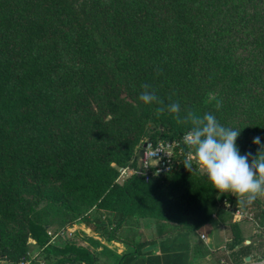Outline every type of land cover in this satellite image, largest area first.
<instances>
[{
	"label": "trees",
	"instance_id": "obj_1",
	"mask_svg": "<svg viewBox=\"0 0 264 264\" xmlns=\"http://www.w3.org/2000/svg\"><path fill=\"white\" fill-rule=\"evenodd\" d=\"M145 84L165 105L179 102L181 117L212 113L241 130L240 153L254 155L252 139L264 145V0H0V261L37 264L28 259L32 239L46 264H93L82 246L49 243L40 204L65 226L95 231L102 225L90 213L112 214L107 241L127 219L186 238L224 198L246 207L245 197L219 196L195 161L160 177L137 174L144 141L180 139L190 128L145 105ZM121 168L135 173L119 184ZM133 246L111 253L115 263L185 256L143 259Z\"/></svg>",
	"mask_w": 264,
	"mask_h": 264
},
{
	"label": "clouds",
	"instance_id": "obj_2",
	"mask_svg": "<svg viewBox=\"0 0 264 264\" xmlns=\"http://www.w3.org/2000/svg\"><path fill=\"white\" fill-rule=\"evenodd\" d=\"M142 88L139 99L145 105H159L157 116L167 111L175 114L178 124L190 125L183 138L191 149L189 159L184 162L186 169L195 161L215 191L235 198L245 197L248 203H252L258 195H264V145L260 136L252 139V144L259 146V150L254 155H242L236 144L241 130L222 125L212 113L201 116L188 112L181 117L179 102L165 105L150 85H142Z\"/></svg>",
	"mask_w": 264,
	"mask_h": 264
},
{
	"label": "crops",
	"instance_id": "obj_3",
	"mask_svg": "<svg viewBox=\"0 0 264 264\" xmlns=\"http://www.w3.org/2000/svg\"><path fill=\"white\" fill-rule=\"evenodd\" d=\"M221 194L224 193H220L219 196ZM233 204L245 207L244 204L237 201ZM245 204L246 208L257 211L254 203L247 202ZM127 220L117 232L123 228ZM148 220L152 223H148ZM134 221H138L146 227L149 224L152 225L151 229H141L137 223L134 224L135 228L133 229L140 231L144 236L140 241L135 237L133 243H129L127 239L115 236L118 240L108 241L109 243L105 244L100 241L98 236L94 237L102 245L98 246V252L103 247L107 249L106 257L97 256L96 264H116L111 253L121 256L132 252L135 250L133 246L135 244L141 245L139 250L141 256L138 257L143 259L150 256L162 258L174 251L176 254L183 252L185 256L179 264H252L258 257L264 255V238L254 234L253 225L249 222H233L231 215L224 211L219 203L213 209L209 221L200 230H194L187 234L186 238L179 236L178 233L168 234L169 227L157 225L150 219H134ZM261 222L263 221L261 220ZM159 232H165V235L159 237ZM201 235L204 236L203 240L200 238ZM235 253H241L242 257L239 261L232 262L230 256ZM246 257L250 259L247 262L245 261ZM143 264L148 263L145 260Z\"/></svg>",
	"mask_w": 264,
	"mask_h": 264
},
{
	"label": "rangeland",
	"instance_id": "obj_4",
	"mask_svg": "<svg viewBox=\"0 0 264 264\" xmlns=\"http://www.w3.org/2000/svg\"><path fill=\"white\" fill-rule=\"evenodd\" d=\"M137 162V159H136ZM200 172H204L200 168ZM134 173L133 169H126L125 172L120 173L119 170V176L117 179V182L121 184L126 177L130 176ZM263 197L264 195H258L257 199L259 202L263 203ZM257 207V202L256 205ZM37 211L40 212L39 218L40 223L42 225H45L46 233L49 238V243H52L53 245H56L58 247H62L67 242L75 243L76 245L82 246L86 248L91 256L93 257V264H96L97 256L99 257H106L107 251L105 249L98 250V246H94V237L98 236L100 241L104 242L105 244H108L109 242L105 240L104 236H102V233H109L114 228V218L113 215L107 212H91L90 218L94 221V226L97 227L98 225H102V227L95 231L92 228L81 224L76 223L74 225H63L65 217L59 216L56 212L51 210L50 212L46 209L45 204H40L37 208ZM112 215V216H111ZM137 223V225L141 229H151L152 225L149 224V226H143L138 221L135 222L134 219H128L126 224H124L123 228H121L115 236L127 239L129 243H133L134 238H138L140 241L141 238H144V236L141 234V232L134 230L135 228L134 224ZM148 223H152L148 220ZM99 228V227H98ZM200 230V229H199ZM139 236V237H137ZM28 259L30 261H33L37 264H44V258L42 255V249L36 244V242L32 239L28 240ZM19 264H28V261L21 262ZM46 264V263H45Z\"/></svg>",
	"mask_w": 264,
	"mask_h": 264
},
{
	"label": "built area",
	"instance_id": "obj_5",
	"mask_svg": "<svg viewBox=\"0 0 264 264\" xmlns=\"http://www.w3.org/2000/svg\"><path fill=\"white\" fill-rule=\"evenodd\" d=\"M183 138L184 135L180 139L158 140L155 143L148 140L144 141L145 148L142 156V169L140 175L142 174L146 178L149 175L160 177L171 173L175 165L180 163L184 164L185 160L189 159L188 153L190 152L186 149L190 147L184 143ZM191 164H194V161H192ZM126 169L128 168L119 169L120 173H124ZM198 170H200L199 167ZM219 204L224 211L231 215L233 222L251 223L254 228V234L264 238V222H261L255 209L233 204V201L227 198H224ZM200 238L203 240L204 236L201 235ZM0 264L11 263L0 261ZM252 264H264V255L258 257Z\"/></svg>",
	"mask_w": 264,
	"mask_h": 264
},
{
	"label": "water",
	"instance_id": "obj_6",
	"mask_svg": "<svg viewBox=\"0 0 264 264\" xmlns=\"http://www.w3.org/2000/svg\"><path fill=\"white\" fill-rule=\"evenodd\" d=\"M145 143H142L141 147L138 149L136 157H137V168H138V175H140V171L142 169V156L144 153ZM249 257L245 258V261H249Z\"/></svg>",
	"mask_w": 264,
	"mask_h": 264
}]
</instances>
